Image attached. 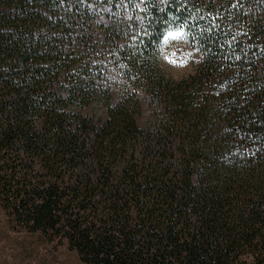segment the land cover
I'll list each match as a JSON object with an SVG mask.
<instances>
[{
	"label": "trees",
	"instance_id": "trees-1",
	"mask_svg": "<svg viewBox=\"0 0 264 264\" xmlns=\"http://www.w3.org/2000/svg\"><path fill=\"white\" fill-rule=\"evenodd\" d=\"M0 211L85 264H264V0H0Z\"/></svg>",
	"mask_w": 264,
	"mask_h": 264
},
{
	"label": "rangeland",
	"instance_id": "rangeland-1",
	"mask_svg": "<svg viewBox=\"0 0 264 264\" xmlns=\"http://www.w3.org/2000/svg\"><path fill=\"white\" fill-rule=\"evenodd\" d=\"M102 21L107 20L103 18ZM177 35L179 32H172L169 37ZM159 65L162 69L161 60ZM190 70V66L169 67L165 73L177 79L189 73ZM0 264L85 263L79 259L76 251L64 239L33 232L22 221L0 211Z\"/></svg>",
	"mask_w": 264,
	"mask_h": 264
}]
</instances>
